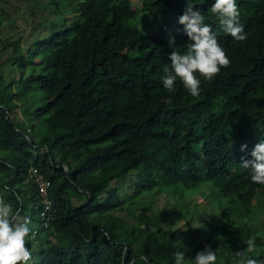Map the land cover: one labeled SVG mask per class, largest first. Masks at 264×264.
<instances>
[{
    "label": "trees",
    "instance_id": "trees-1",
    "mask_svg": "<svg viewBox=\"0 0 264 264\" xmlns=\"http://www.w3.org/2000/svg\"><path fill=\"white\" fill-rule=\"evenodd\" d=\"M133 2L70 0L62 29L0 48V198L29 222L28 264H173L183 245L186 264L207 246L217 264L237 251L264 264V185L242 165L264 138V0H238L245 41L223 30L214 0H195L230 59L199 77V96L161 79L169 54L187 51V0ZM33 170L51 182L47 227ZM163 194L174 199L161 209Z\"/></svg>",
    "mask_w": 264,
    "mask_h": 264
},
{
    "label": "clouds",
    "instance_id": "clouds-1",
    "mask_svg": "<svg viewBox=\"0 0 264 264\" xmlns=\"http://www.w3.org/2000/svg\"><path fill=\"white\" fill-rule=\"evenodd\" d=\"M195 0H187V6L178 23L183 25L184 32L189 37L186 44L187 51L176 49L169 54L170 63H165L161 77L167 89H173L177 78L183 83L185 89L192 96H199L200 76L212 79L221 71L222 66H228L229 57L225 49L218 42L212 26L204 22L200 9L195 7ZM210 12L215 15L223 30L230 34L236 41H245L247 32L241 23V11L238 0H214ZM175 44V37L170 40ZM247 149V144L242 145V150ZM252 159H244L242 165L250 170L253 183L264 185V138H261L251 152ZM17 214L12 205L0 198V264H28L31 251L27 246L30 240L31 228L27 221H17ZM248 250L251 252L254 244L247 241ZM186 247L179 248L174 253L173 264H186ZM192 264H217L218 249L215 251L207 246L191 258ZM231 264H262L261 261L245 257L237 251Z\"/></svg>",
    "mask_w": 264,
    "mask_h": 264
},
{
    "label": "rangeland",
    "instance_id": "rangeland-1",
    "mask_svg": "<svg viewBox=\"0 0 264 264\" xmlns=\"http://www.w3.org/2000/svg\"><path fill=\"white\" fill-rule=\"evenodd\" d=\"M39 0H9V2H3L0 0V8L8 11L4 16V23L0 27V48L5 46L6 41L16 40L20 37L23 38V45L28 47L29 44L35 42L37 38L42 36H50L54 30H50L51 25L62 29L65 26V20L68 17L73 18V14L66 12V6L70 0H60V9H55V6L50 4L49 0L44 5L36 4ZM59 2V1H58ZM134 6L141 4V0H134ZM58 10V11H57ZM57 11V14H56ZM35 12V13H33ZM54 15V16H53ZM142 29V25H140ZM144 31V29H142ZM6 59L10 54L9 48L7 47ZM0 62V67H1ZM5 71L9 75L16 76L19 79L20 74L16 72L13 64H9ZM175 198L176 193L172 194ZM173 198V199H174ZM173 199H170L166 194L161 195L159 198L154 200L155 205L161 209L169 207ZM204 197L199 198V202H202ZM130 221H134L132 217H129ZM155 220L165 223V219L156 218ZM193 227L200 236L206 238L209 235L208 223L204 220L202 215L197 216L194 219Z\"/></svg>",
    "mask_w": 264,
    "mask_h": 264
},
{
    "label": "built area",
    "instance_id": "built-area-1",
    "mask_svg": "<svg viewBox=\"0 0 264 264\" xmlns=\"http://www.w3.org/2000/svg\"><path fill=\"white\" fill-rule=\"evenodd\" d=\"M35 176L36 184L39 187V192L42 196L43 203L45 205L44 210L42 211V219L44 221V226L47 227L49 225V220L52 215L53 201L49 196V190L51 186V182L43 173L37 172V170L32 171Z\"/></svg>",
    "mask_w": 264,
    "mask_h": 264
},
{
    "label": "water",
    "instance_id": "water-1",
    "mask_svg": "<svg viewBox=\"0 0 264 264\" xmlns=\"http://www.w3.org/2000/svg\"><path fill=\"white\" fill-rule=\"evenodd\" d=\"M67 169H68V167H67Z\"/></svg>",
    "mask_w": 264,
    "mask_h": 264
}]
</instances>
